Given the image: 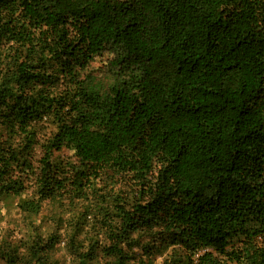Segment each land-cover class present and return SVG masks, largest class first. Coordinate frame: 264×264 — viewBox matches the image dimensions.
I'll use <instances>...</instances> for the list:
<instances>
[{
	"label": "trees",
	"instance_id": "obj_1",
	"mask_svg": "<svg viewBox=\"0 0 264 264\" xmlns=\"http://www.w3.org/2000/svg\"><path fill=\"white\" fill-rule=\"evenodd\" d=\"M10 196L0 264H264V0H0Z\"/></svg>",
	"mask_w": 264,
	"mask_h": 264
},
{
	"label": "rangeland",
	"instance_id": "obj_2",
	"mask_svg": "<svg viewBox=\"0 0 264 264\" xmlns=\"http://www.w3.org/2000/svg\"><path fill=\"white\" fill-rule=\"evenodd\" d=\"M113 57L115 56L109 49H105L95 55L85 72L86 83L91 84L99 91H105L115 80L118 72H120L119 68L111 63ZM37 151L38 148L36 149ZM60 154L67 156L71 154V151L62 150ZM17 201V197L12 196L0 200V241H8L15 244L28 235V216L18 209ZM44 218L45 214L42 212L35 219V222H40L42 227H44V225H47ZM55 257L60 264H70L72 259L62 244L55 251ZM159 261L160 259L157 258L154 263Z\"/></svg>",
	"mask_w": 264,
	"mask_h": 264
}]
</instances>
